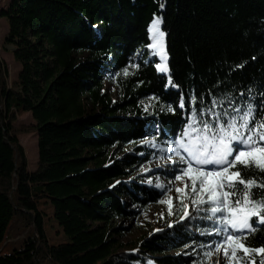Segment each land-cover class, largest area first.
<instances>
[{"label": "trees", "instance_id": "1", "mask_svg": "<svg viewBox=\"0 0 264 264\" xmlns=\"http://www.w3.org/2000/svg\"><path fill=\"white\" fill-rule=\"evenodd\" d=\"M156 17L166 33L170 73L183 92L206 97L230 92L238 102L243 92L245 100L259 101L264 0H10L0 10L8 24L5 43L20 66L10 82L0 60V264H149L146 253L183 249L192 240L196 252L188 247L187 255L151 259L198 264V250L217 242L215 235H202L211 232L212 222L201 212L188 227L140 241L139 250L116 249L115 236L125 229L115 228L114 220L134 214L124 197L145 210L160 196L137 184L110 186L127 176L126 170L169 155L170 129L180 132L173 122L181 113L173 115L165 104L178 90H165L166 76L154 67L158 57L151 64L143 63L147 55L138 58L151 43L148 28ZM105 83L118 88L117 100ZM143 101L150 102L148 111ZM26 114L35 124L16 125ZM23 134L37 137L32 172L19 142ZM145 138L153 142L139 146ZM127 145L133 154L112 163L109 151ZM243 171L245 178L264 181L255 167ZM43 205L52 206L65 243L51 244ZM242 240L252 248L264 246V226L255 225ZM237 255L240 264L264 259L258 253L251 260Z\"/></svg>", "mask_w": 264, "mask_h": 264}, {"label": "snow or ice", "instance_id": "2", "mask_svg": "<svg viewBox=\"0 0 264 264\" xmlns=\"http://www.w3.org/2000/svg\"><path fill=\"white\" fill-rule=\"evenodd\" d=\"M161 22L159 17L151 21L148 28L151 43L139 53L138 58L147 55L149 59H144L143 63L151 64L158 57L159 62H155L154 67L166 76L165 90H178L175 99L165 102L168 112L175 115L179 111L182 116V119L173 122L180 128L179 135H176L175 127L170 129L173 138L167 142L170 154L165 159L172 165L169 175L182 181L183 187H176L175 198L157 202L166 204L168 215L172 216L174 200L178 199L183 206L180 220L186 223L190 217V206L184 200L191 195V204L196 211H203V219L212 222L211 232L202 235L218 238L213 246L217 252L223 251L229 264H240L238 252L248 256L249 260L252 253L264 255V246L252 248L242 240L248 232L255 231V225L264 226V181H258L254 176L245 178L243 171L255 167L264 173V92L259 94V101L255 97L245 100L241 92L240 102L230 92L212 94L211 97L199 92H183L170 73L164 40L166 33L159 27ZM130 66L138 69L140 64L132 63ZM123 71L125 75L129 74L128 67ZM248 91L251 92V89ZM153 98L160 99L155 93ZM148 107L145 106V111ZM164 110L161 108V111ZM141 143L149 141L145 138ZM152 146L159 147L155 143ZM160 151L165 149L160 148ZM147 183L153 185V180L149 179ZM154 187L165 190V185L160 182H156ZM159 215L163 216V213ZM173 226V223L169 224V227ZM195 244L196 241L192 240L191 246L185 244V247H191V251L196 252ZM205 255L210 256L211 252ZM149 264L152 262L149 261ZM251 264H256V261L251 260ZM259 264H264V259Z\"/></svg>", "mask_w": 264, "mask_h": 264}, {"label": "rangeland", "instance_id": "3", "mask_svg": "<svg viewBox=\"0 0 264 264\" xmlns=\"http://www.w3.org/2000/svg\"><path fill=\"white\" fill-rule=\"evenodd\" d=\"M9 3L10 0H2L0 3V10H6ZM7 34L8 24L5 19L0 18V60L7 67L9 81L11 82L16 78L18 72L20 71V66L13 59V48L5 43ZM105 90L113 100H117L118 88L114 84L105 83ZM142 105L144 109L145 106H149V110L150 102L143 101ZM34 124L35 122L32 119L31 115L26 114L22 117H19L16 125L31 126ZM148 141L149 143L153 142L151 140ZM19 142L26 153L28 170L32 172L36 169V163L38 159L36 134L20 135ZM144 144H142L140 141L139 146H142ZM130 153L133 154L132 147L129 145L119 147L114 146L109 151V157L111 158V162L114 163L115 161L121 159L122 156ZM137 155L140 157L142 156V154ZM171 167V162L166 160L165 157L161 158L160 160L152 158L148 163L136 166L133 170H126L128 172V175L118 181L129 189H131V186L134 184L147 187L157 192L160 196V200H167L169 197L175 198L177 196L175 189L176 187H183V182L175 180L169 175ZM149 179L153 180V185H149L147 183ZM118 181L113 182L110 188L118 186ZM156 182L163 183L165 185V190L156 189L154 187V184ZM162 191L163 194H160ZM124 200L125 202H127L129 209L133 211L134 214L128 219H116L113 222V226L115 228L120 227L125 229L124 233L121 236H115V239L119 245L116 249L121 251L139 250V242L144 239H150L156 234L168 235L174 232V230H176L178 227H188L190 226V223L199 221L200 213L203 212H197L196 207L191 204V195L186 197L184 200V203L189 204L190 206L188 209L190 217L187 219L186 223L180 220V217L183 215V206L178 199L174 200V214L172 216L168 215V208L166 204H151L147 207V209L142 210L137 206L132 205L127 196L124 197ZM41 209L46 213V231L48 237L51 239V244L58 245L61 243H65L67 241L66 237L62 234L60 228L52 218V206L43 205ZM159 213H163V216L159 215ZM170 223H173L174 226L169 227ZM186 249L187 248L171 250L163 254L146 253V255L149 258V261H151L153 264V260L151 259L153 257H159L163 255L177 256L181 253H186ZM198 251V264H216L217 261H219L220 264H229V261L226 260L223 255V251L221 250L220 252H217L212 243L204 245L203 248L199 249ZM208 252H211L210 256L205 255Z\"/></svg>", "mask_w": 264, "mask_h": 264}]
</instances>
